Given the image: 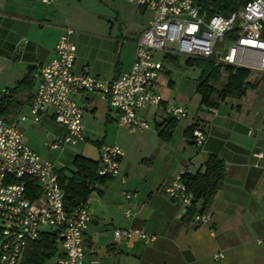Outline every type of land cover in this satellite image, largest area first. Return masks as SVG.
I'll list each match as a JSON object with an SVG mask.
<instances>
[{"label": "crops", "instance_id": "obj_1", "mask_svg": "<svg viewBox=\"0 0 264 264\" xmlns=\"http://www.w3.org/2000/svg\"><path fill=\"white\" fill-rule=\"evenodd\" d=\"M127 4L146 17L133 34L126 36L130 43L115 39L111 30L106 36L85 33L81 29L85 12H81V18L72 19L69 0H54L50 6L40 0H5L4 9H0V59L9 72L8 82L0 92L9 91L11 95L16 90L12 110L5 119L24 134L29 148L36 152L41 147L49 152L46 157L59 176L71 177L75 159L83 155H73V170L67 172L61 161L69 160L63 158L69 153V146L52 150L46 145L66 133L54 121L52 112L37 126L22 121V117L32 116L31 104L38 85L36 73L54 59L57 42L68 29L73 31L70 40L75 48L76 74H91L112 82L129 72L135 59V44L148 27L152 13ZM30 72V85L19 87ZM161 75L158 88L164 102L187 109V116L177 121L168 142L160 139L157 132V127L169 119L162 111L148 107L139 112L138 119L150 126L147 130L121 129L119 114L108 98L97 93L76 96L85 123V139L78 145L85 148L89 137L100 129L104 128L107 134L114 130L112 144L105 143L106 139L95 141L98 159L94 161L99 162L101 146L117 145L125 153L121 171L128 177L126 184L105 178L90 188L87 205L91 225L84 238L89 246L86 259L97 261L95 255L101 253L105 259L120 258L124 264L128 258H133L135 264H218L214 255L222 252L223 264H264V114L251 113L244 106L247 95L226 108L228 99L218 109L201 106L198 95L197 113L188 123L191 115L186 100L176 93L175 83ZM195 124L207 135L202 147L186 134ZM30 135L40 140L38 149ZM258 154L260 158L256 157ZM209 155L224 161L226 179L211 208V220L197 226L193 220H184L187 208L169 200L164 190L179 173L195 174L201 170ZM125 192L136 193L130 220L124 217ZM130 228L143 229L156 240L148 245L139 240L115 241V230Z\"/></svg>", "mask_w": 264, "mask_h": 264}, {"label": "built area", "instance_id": "obj_2", "mask_svg": "<svg viewBox=\"0 0 264 264\" xmlns=\"http://www.w3.org/2000/svg\"><path fill=\"white\" fill-rule=\"evenodd\" d=\"M53 1L40 0L44 6ZM124 1L152 13L148 27L135 44V59L129 72L112 82L91 74H76L75 48L70 40L73 31L68 29L57 42L54 59L36 73L38 85L31 104L32 116L22 117V121L37 125L52 112L56 124L66 129L63 137L46 144L52 150L84 141V115L76 100L81 93L108 98L119 114L121 129H149L146 121L138 119L139 112L148 107L176 121L185 118L187 109L165 103L159 92L158 80L165 70L162 58L208 60L222 73L226 67H234L264 74V0H252L230 17L209 16L194 0ZM226 41L230 46L224 51ZM9 95V91L0 92V101ZM192 136L198 147L207 139L199 128ZM124 156L117 145L101 146L98 176L126 184L128 177L121 171ZM184 175L179 173L164 194L188 209L194 197L183 182ZM30 181L35 185L30 186ZM64 187L54 164L29 148L18 127L0 116V264H21L28 244L45 234H56L58 238L57 264H98L87 260L85 254L84 238L91 225L88 205L80 204L72 214L67 213ZM135 197L136 193H124L127 220L134 216L131 205ZM211 216V210L197 214L193 222L205 225ZM114 238L118 243L139 240L145 245L156 240L143 229L131 228L115 230ZM224 259L222 252L214 255L218 264H223Z\"/></svg>", "mask_w": 264, "mask_h": 264}, {"label": "trees", "instance_id": "obj_3", "mask_svg": "<svg viewBox=\"0 0 264 264\" xmlns=\"http://www.w3.org/2000/svg\"><path fill=\"white\" fill-rule=\"evenodd\" d=\"M198 6H202L209 16L220 15L230 17L240 8L252 0H194ZM187 64L197 66L201 69L196 92L201 97V106L218 109L228 99L241 100L247 92L256 88L250 77L253 72L244 68L226 67L227 79L222 88L220 84L221 74L211 61L202 59H187ZM264 81V77L262 79ZM31 83V72L22 81L19 87L28 86ZM18 89V88H17ZM0 101V116L6 118L12 110L14 103V93ZM7 120V119H6ZM178 122L174 119H167L157 127V132L165 142L172 139ZM200 127L198 124L192 125L186 131L187 136L192 137L193 131ZM203 130V128H200ZM204 131V130H203ZM74 168L71 177L60 176V182L65 191V210L72 214L80 204H87L90 188L95 186L105 178L97 174L99 162L83 156H78L74 161ZM63 176V177H62ZM226 179V165L223 160L215 155H209L203 168L195 174H185L183 182L187 190L194 197L191 207L186 211L184 220L190 222L194 217L203 215L211 210L217 196L223 189ZM30 186L35 182L30 181ZM60 247L56 234H45L38 241L30 242L26 248L21 264H48L53 258L59 255Z\"/></svg>", "mask_w": 264, "mask_h": 264}, {"label": "rangeland", "instance_id": "obj_4", "mask_svg": "<svg viewBox=\"0 0 264 264\" xmlns=\"http://www.w3.org/2000/svg\"><path fill=\"white\" fill-rule=\"evenodd\" d=\"M69 3L70 15L72 19L81 18V12H85L84 25L81 27V29L85 33L106 36L111 30L110 32L112 36L121 42L130 43V40H126V36L133 34L134 31L138 29V26L142 24V21L146 19L144 15H141L137 12L135 7L125 3L122 0H69ZM4 6L5 0L0 3V9H4ZM147 15H150V13H147ZM229 46L230 42L226 41L222 47L225 51ZM124 57L125 56L123 55V58ZM162 61L165 65V71L161 76L166 80L173 81L175 83V91H177L176 93L180 94V97L186 100L191 115L190 118L187 119V122L189 123L190 121H192V115L195 116V113H197L196 109L199 103L198 94L196 93V87L201 76V69L197 66L187 64V59L183 57H174L173 59L162 58ZM252 72L253 75L250 77V79L253 83L256 84V88L248 91L244 106L247 107L251 113L259 112L261 114H264V81H262L264 74L255 71ZM8 76L9 72L5 68V62L0 59V88L8 82ZM226 79L227 74L224 70V73L221 74L220 84L218 86L219 89L222 88V86L226 82ZM235 101L236 100L230 99L228 101V105H226L225 107L228 108L231 104H236ZM104 130V128L100 129L97 135H94L93 137L90 136L85 148L81 149V145H78L76 147L69 146L66 148L67 152L69 151V153L63 158H69V160L66 162H62L64 161L62 160L61 163L62 166L66 168L67 172L73 170V165L71 162L73 155L79 154L87 157L88 159H98V149L95 141L98 140L100 142H103V140L106 139L105 143H113V141L115 140L114 130H110L108 132L109 134L104 133ZM31 137L33 138V136ZM42 139H47L45 141H48V137L46 136H42ZM33 140L35 144L34 147L38 149L40 140H38L37 138H33ZM40 148L36 152L44 160L50 162L49 158L46 157L49 152L46 151V149ZM70 154L71 156H69ZM88 249L89 246L86 244L85 253ZM95 258L99 262V264H124L123 262L119 261L122 260L120 258H112L111 260L105 259L101 253L96 254ZM135 262L136 261L133 258H128L126 264H135ZM48 264H57V257L53 258Z\"/></svg>", "mask_w": 264, "mask_h": 264}]
</instances>
